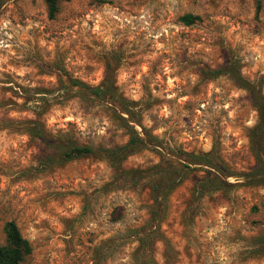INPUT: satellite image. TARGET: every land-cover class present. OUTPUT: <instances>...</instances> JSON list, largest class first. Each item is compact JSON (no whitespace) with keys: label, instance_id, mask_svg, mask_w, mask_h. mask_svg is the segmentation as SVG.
<instances>
[{"label":"rangeland","instance_id":"374dc122","mask_svg":"<svg viewBox=\"0 0 264 264\" xmlns=\"http://www.w3.org/2000/svg\"><path fill=\"white\" fill-rule=\"evenodd\" d=\"M102 1H61L49 19L43 0H0V244L14 221L31 246L21 264H264V186L234 177L256 164L257 112L228 76L202 74L233 61L264 98V0L258 11L255 0ZM187 14L199 19L185 25ZM107 74L134 103L145 148L118 166L89 156L41 169L29 121L93 149L128 141L109 108L58 90ZM166 159L189 169L158 207L150 183ZM206 171L224 186L201 193Z\"/></svg>","mask_w":264,"mask_h":264},{"label":"trees","instance_id":"16d2710c","mask_svg":"<svg viewBox=\"0 0 264 264\" xmlns=\"http://www.w3.org/2000/svg\"><path fill=\"white\" fill-rule=\"evenodd\" d=\"M49 19H53L58 12L59 3L67 0H43ZM98 3H104L102 0H93ZM256 1L257 11L260 9L261 0ZM197 16L190 14L184 15L180 21L185 25H191L198 20ZM202 74L207 79H215L220 76H228L233 80L237 86L245 90L250 98L252 107L257 112V123L250 132V140L255 157V166L250 172L234 176L237 180H243L246 185L250 186H264V98L261 93V87L256 82H250L243 78L235 62L229 61L224 66L213 69L203 70ZM61 88L58 90L65 91L66 98L78 96L81 101L87 104H102L109 108L122 123V127L126 129L129 135L128 141L120 147L114 149L98 148L93 149L88 146L78 145L76 142L65 138L56 139L50 136L38 121H29L28 132L33 138L39 139L46 148L44 153L38 158L37 164L41 169H48L53 166H60L69 161L89 157H105L114 165L118 166L131 153L136 150L145 148L146 141L140 137L135 130V125L138 124L137 113L133 109L134 103L127 100L114 85L113 78L107 74L103 82L97 86H89L79 80L68 78L66 83L59 80ZM37 112L36 116L43 113ZM190 164L205 165L216 167L217 172L223 174L225 171L212 164L210 154L202 156L186 155ZM166 168L159 170L157 174L159 177L152 180L150 183L151 194L154 203L161 206L170 191H172L182 180L183 169H189L188 164L182 165L177 160L169 161L166 159ZM134 172H128L133 174ZM139 179L134 176L132 183L135 184ZM199 191L206 190L207 185L209 189H218L224 186V182L217 176V174L206 171V177L196 182ZM212 187V188H211ZM156 212L155 215H158ZM4 244H0V264H21V262L31 254V246L29 242L22 237L16 223L8 221L3 227Z\"/></svg>","mask_w":264,"mask_h":264}]
</instances>
